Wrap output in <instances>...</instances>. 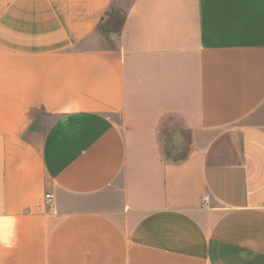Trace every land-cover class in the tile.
Instances as JSON below:
<instances>
[{
	"label": "crops",
	"instance_id": "crops-1",
	"mask_svg": "<svg viewBox=\"0 0 264 264\" xmlns=\"http://www.w3.org/2000/svg\"><path fill=\"white\" fill-rule=\"evenodd\" d=\"M0 264H264V0H0Z\"/></svg>",
	"mask_w": 264,
	"mask_h": 264
},
{
	"label": "rangeland",
	"instance_id": "rangeland-1",
	"mask_svg": "<svg viewBox=\"0 0 264 264\" xmlns=\"http://www.w3.org/2000/svg\"><path fill=\"white\" fill-rule=\"evenodd\" d=\"M113 20L108 24L104 25L101 28V32L103 34H107L111 36V32H119L121 28V22L123 20V14L115 13L113 14ZM110 34V35H109ZM116 34L113 35L112 39H109L112 43H115ZM163 141L164 145V155L171 160H182V158L189 152L190 150V141L189 135L185 131H174V130H165L163 133Z\"/></svg>",
	"mask_w": 264,
	"mask_h": 264
},
{
	"label": "built area",
	"instance_id": "built-area-1",
	"mask_svg": "<svg viewBox=\"0 0 264 264\" xmlns=\"http://www.w3.org/2000/svg\"><path fill=\"white\" fill-rule=\"evenodd\" d=\"M53 199H54V196H52L51 194H47V201L49 203H52ZM207 200H208V197L205 198V201Z\"/></svg>",
	"mask_w": 264,
	"mask_h": 264
}]
</instances>
